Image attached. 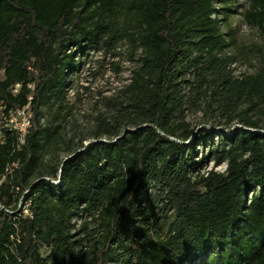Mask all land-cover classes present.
<instances>
[{
  "label": "trees",
  "instance_id": "16d2710c",
  "mask_svg": "<svg viewBox=\"0 0 264 264\" xmlns=\"http://www.w3.org/2000/svg\"><path fill=\"white\" fill-rule=\"evenodd\" d=\"M236 2L0 0V124L33 113L24 143L2 129L0 264H264V59L233 74ZM243 16L264 37V0ZM122 43L131 78L94 134L110 141L65 143L43 118L66 109L76 56ZM201 109L241 126L208 153L215 131L187 117ZM82 214L97 223L91 252L76 238Z\"/></svg>",
  "mask_w": 264,
  "mask_h": 264
},
{
  "label": "rangeland",
  "instance_id": "374dc122",
  "mask_svg": "<svg viewBox=\"0 0 264 264\" xmlns=\"http://www.w3.org/2000/svg\"><path fill=\"white\" fill-rule=\"evenodd\" d=\"M250 2L251 0H237L234 5L235 12L229 16V28L233 30L235 39L226 49V54L234 60L232 69L236 77L255 74L260 70L262 59H264V37L255 28L250 27L243 16ZM224 31H226L225 27ZM75 59L77 62L81 61L80 69L77 74L70 76L66 109L58 117L53 112L45 111L43 122L60 123L59 135L65 143L71 141L78 145L83 142L87 147L94 142H109L107 136L98 140L94 139V134L102 122H113L115 114L107 107V102L115 97L131 78L134 64L130 61L128 46L122 43L116 51L109 53L90 50L84 58L77 55ZM187 117L191 124L197 127V130L210 128L215 131L216 135L207 145L206 153L222 144V135L230 136L236 126H240L235 124L227 131L224 121L208 120L203 109L188 110ZM120 126L121 133L131 131V128L124 129L122 123ZM67 156L66 152L60 153L61 159H66ZM213 168L219 172H225L227 164L215 166L214 160H210L206 170ZM53 181L54 183L59 182V180ZM75 224L77 239L86 237L87 232L97 228L93 217L86 214L77 217ZM84 226L86 229L83 231ZM86 238L88 240L83 241L84 251L91 252L99 246L95 241L97 238L95 240L90 237Z\"/></svg>",
  "mask_w": 264,
  "mask_h": 264
},
{
  "label": "built area",
  "instance_id": "2783aa9c",
  "mask_svg": "<svg viewBox=\"0 0 264 264\" xmlns=\"http://www.w3.org/2000/svg\"><path fill=\"white\" fill-rule=\"evenodd\" d=\"M20 85H17L15 92L18 91ZM33 113L30 105L24 108L12 109L4 117L3 122L0 124V145L5 141V136L2 129H7L9 131H15L18 134V139L20 143H24L26 135L32 124ZM19 207H23L22 200L19 203ZM25 212H27L25 210Z\"/></svg>",
  "mask_w": 264,
  "mask_h": 264
},
{
  "label": "water",
  "instance_id": "95a60500",
  "mask_svg": "<svg viewBox=\"0 0 264 264\" xmlns=\"http://www.w3.org/2000/svg\"><path fill=\"white\" fill-rule=\"evenodd\" d=\"M67 159L64 160V162L66 161Z\"/></svg>",
  "mask_w": 264,
  "mask_h": 264
}]
</instances>
